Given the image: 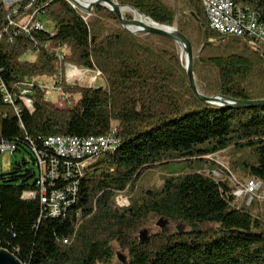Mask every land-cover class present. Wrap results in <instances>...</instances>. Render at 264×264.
<instances>
[{"label":"trees","instance_id":"obj_1","mask_svg":"<svg viewBox=\"0 0 264 264\" xmlns=\"http://www.w3.org/2000/svg\"><path fill=\"white\" fill-rule=\"evenodd\" d=\"M116 1L160 26H177L190 40L204 96L264 100V53L247 40L212 30L199 0H176L177 7L166 0ZM234 3L264 22V0ZM36 8L55 23V32L14 37L12 30L4 32L8 12L0 3L3 78L13 90L29 76L61 72L62 88L73 99L71 106L58 108L44 91L18 92L19 101L34 103V110L24 107L20 118L0 116L1 137L29 157L0 173V248L23 264H264V210L257 198L249 204V196L237 198L230 173L216 179L214 172L222 169L207 159L220 154L231 173L264 184V107L228 111L204 103L190 87L174 41L134 36L111 24L119 21L110 11L95 8V18L86 21L67 0H38L14 19L22 22ZM153 37L172 47L150 44ZM29 52L35 59L29 60ZM68 65L100 71L103 85L65 86ZM112 128L120 137L117 145L91 162L60 156L38 139L103 136ZM28 136L65 166L85 163L73 198L40 224L39 202L22 199L37 190ZM120 194L129 197L130 206L117 205ZM160 219L174 231L141 244L140 232ZM114 244L127 253L125 263Z\"/></svg>","mask_w":264,"mask_h":264},{"label":"built area","instance_id":"obj_2","mask_svg":"<svg viewBox=\"0 0 264 264\" xmlns=\"http://www.w3.org/2000/svg\"><path fill=\"white\" fill-rule=\"evenodd\" d=\"M37 1L0 0L3 8L8 12V26L4 32L10 29L14 37L19 32H23L27 36H31L34 32H44L45 26L39 20V16L44 12L40 13L41 10L38 8L33 10L29 17L22 22L14 19L15 15L23 7L31 9ZM199 1L205 10L212 30L221 36L247 40L251 47L264 53V23L258 18L256 13L247 12L243 9H230L227 7L226 0ZM60 53L62 55V52ZM58 73L59 78L62 79V73ZM65 74L67 86L82 85L74 84L77 83L76 80H79L87 83L79 87L94 88L91 82H93V79L99 78L101 72L97 70L79 69L75 66L68 65L65 69ZM91 74H94V77ZM60 86L62 87V81ZM38 90L44 91V88L42 85L36 83V79L33 76L27 77L22 83L16 85L13 90H10L3 78V70L0 69V100L5 105L11 106L19 118L22 115L24 107L31 111L34 110V103H23L19 101L18 92H31L35 94ZM68 105L71 106L72 102H68ZM7 117V114L3 115V118ZM21 126L23 127L22 124ZM38 139H45L48 143H56V150L58 151L67 152L68 154L84 155L85 162H91V160L100 156L104 150L113 149V142H118L120 137L117 129L112 128L108 134L103 136H89L85 138L77 136H50L39 137ZM38 139L31 136L27 137V142L35 158V167L39 172L37 190L25 192L22 199L25 201L37 200L39 202L40 217L38 224H40L43 219H49L54 212L60 211L62 205L73 198L75 183L77 177L83 172V164H79V166H65L63 163L57 162L51 157V151H44L38 148ZM17 153V144L2 138L0 134V154H8L13 158L16 157ZM239 185H241L239 190L241 193H244V197H251L250 201L264 188L260 183H253L251 179L245 185ZM234 195L237 197L236 192H234ZM116 202L121 208L130 206V200L125 194H120L116 198ZM77 216H80V212L77 213Z\"/></svg>","mask_w":264,"mask_h":264},{"label":"water","instance_id":"obj_3","mask_svg":"<svg viewBox=\"0 0 264 264\" xmlns=\"http://www.w3.org/2000/svg\"><path fill=\"white\" fill-rule=\"evenodd\" d=\"M69 1V0H68ZM70 2V1H69ZM71 3V2H70ZM71 5L76 8L72 3ZM110 6V7H109ZM123 7H129L134 10L135 13H137L140 17L147 18L144 14H142L137 9L130 7V6H123L120 5L116 0H97L96 2L90 3L87 7L83 8V11L86 12H92L95 10V8H101L107 11H110L111 13H114L119 21L120 27L134 35L137 36L139 34L144 35H151V36H159L163 37L169 40L174 41L177 45L180 46L182 50V59H185L186 62V70L189 77V84L193 92L197 95V97L203 101L204 103H208L211 105L219 106L225 110H247V109H255L258 107H264V100L259 101H244L239 99H234L231 97L226 96H214V97H206L204 96L196 83V77H195V71H194V61H195V54L193 46L190 42V40L182 34L177 28L175 27H168V26H160L153 20L152 26L144 25L141 21H138L136 18L133 19H127L122 12L120 11V8ZM80 9V8H79ZM196 21L200 22V19L192 13ZM149 19V18H147ZM129 28H139L137 33L131 32ZM170 225V222L165 219H160L156 226L161 229L162 232L166 231V227ZM199 228H194V232H199ZM139 240L141 244H147L151 240L150 230L144 229L139 234ZM119 258L122 263L126 262V257L124 255H119ZM0 264H23L16 255L13 253L0 248Z\"/></svg>","mask_w":264,"mask_h":264},{"label":"rangeland","instance_id":"obj_4","mask_svg":"<svg viewBox=\"0 0 264 264\" xmlns=\"http://www.w3.org/2000/svg\"><path fill=\"white\" fill-rule=\"evenodd\" d=\"M166 1L168 2V4L170 6H173V7L176 6L177 7L176 0H166ZM37 7L39 8L40 6H37ZM77 9L81 12L82 16L87 21H91L93 18H95L94 11L86 12V11H82L79 8H77ZM40 13H42V11H40ZM125 16H130L132 19L135 18V14H133V13H128ZM39 20L44 24L46 32H48L50 34H53L55 32V23L52 20L46 18L43 15V13L39 16ZM111 24L113 26H119L120 27L119 22H118V25H117L116 22H113V21L111 22ZM173 27L177 28V26H173ZM141 35H144V34H141ZM146 36H151V35H144L143 39ZM149 43L152 44V45L159 46V47H166V48H171L172 47L170 43H168L166 41H163L161 39H158L156 37H153V38L149 39ZM180 50H181V48H180ZM194 54H195V51H194ZM181 55H182V50L180 52V56ZM28 58H29V60L35 59V57L32 56L31 53L28 55ZM181 60L183 61L185 59H182V57H181ZM92 71H95V70H92ZM64 77L66 79V76H64ZM92 77H94V74L92 75ZM100 77H101V75H100ZM100 77L97 78V79H93V82H91V84H92V86H94V88L95 87H100V86L103 85V82H102ZM61 81H62V79L59 78V73L56 74V75H44V76H42V77H40L39 79L36 80V83L38 85H42L43 88H44L45 100L48 101L49 103L57 106L58 108H62V107L67 106L68 105V99H70V98L73 99L72 94L67 93L65 91V89L60 86ZM76 82L77 83H74V84H82V85H76V86H83V85L87 84L86 82H81L79 80H76ZM64 85L66 86V82H65ZM2 114H10L12 116L16 115L14 110H13V108L11 106H7V105L3 106V107H0V116ZM17 158L18 159H16L15 157L11 158L8 154H6V155L0 154V173L10 172L11 169L16 167V161H18V160H20V162L23 163V160L25 158L29 159V157L26 155V153L24 151H22L21 153H18L17 154ZM207 159H209L210 161L216 163L222 169L221 172H217V171L214 172L213 176L216 179H221L225 174L230 173V175L232 176L230 178V180H231L232 185L235 188L234 192H236L237 198L242 199L244 197V193L243 192L241 193V191L239 190L240 189L239 187H241V185H239V184L245 185L246 182L248 180H250V179H246V178H244V177H242L240 175H235L234 173H231L230 169L228 168L227 160L223 156H221L220 154L209 156V157H207ZM34 169H35V172H36L35 180H37L39 172H38V169L35 166H34ZM157 184L161 185L160 182H158ZM262 187H264V184L262 185ZM254 198H257L256 200L261 205V210L263 211L264 210V188H262V190L258 193V195L253 197V199ZM250 199H251V197H249L248 204L251 203V201L253 200L252 199L250 201ZM117 205H118V203H117ZM148 229L150 230V235L151 236L153 234H157V233H161L162 232L161 229L156 226V224L154 226H152L151 228H148ZM174 229H175V227L173 225H171V224L166 227V231L170 232V233L172 231H174ZM113 247H114V250H115V252L117 254L124 255L125 257H127V253L121 251V249L119 248V246L117 244H114Z\"/></svg>","mask_w":264,"mask_h":264},{"label":"bare ground","instance_id":"obj_5","mask_svg":"<svg viewBox=\"0 0 264 264\" xmlns=\"http://www.w3.org/2000/svg\"><path fill=\"white\" fill-rule=\"evenodd\" d=\"M75 7H78L80 8L82 11L83 8L87 7L90 3H93V2H96L97 0H69ZM227 1V7H229L230 9H243L239 6H237L235 3H234V0H226ZM110 7V6H109ZM247 12H253L255 13L254 11L250 10V9H243ZM120 11L122 12V14L125 16L127 15L128 13H133L135 14V18L138 20V21H141L144 25H148V26H152L153 25V22L150 20V19H147L145 17H140L137 13L134 12L133 9L129 8V7H123V8H120ZM257 14V13H256ZM258 15V14H257ZM258 18L259 15H258ZM261 20V19H260ZM263 22V21H262ZM264 23V22H263ZM129 30L131 32H134V33H137L139 34L138 30L139 28H129ZM30 92H21V95L24 96V95H28ZM46 145L49 146V147H52L53 149L56 150V143H48L46 142ZM117 145V142H113V148ZM56 152L60 155V156H64V157H71V158H74L75 160L76 159H85V156L84 155H80V154H68L67 152H62V151H58L56 150ZM85 163H83L84 165ZM253 183H260L261 186L263 185V183L261 181H258V180H252ZM58 214V211L54 212L53 215H57Z\"/></svg>","mask_w":264,"mask_h":264},{"label":"flooded vegetation","instance_id":"obj_6","mask_svg":"<svg viewBox=\"0 0 264 264\" xmlns=\"http://www.w3.org/2000/svg\"><path fill=\"white\" fill-rule=\"evenodd\" d=\"M165 232H167V231H165Z\"/></svg>","mask_w":264,"mask_h":264}]
</instances>
